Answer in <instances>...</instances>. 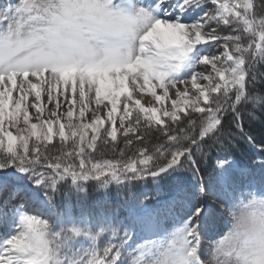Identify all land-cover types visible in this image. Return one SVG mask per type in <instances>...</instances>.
Returning <instances> with one entry per match:
<instances>
[{
  "label": "snow or ice",
  "instance_id": "obj_1",
  "mask_svg": "<svg viewBox=\"0 0 264 264\" xmlns=\"http://www.w3.org/2000/svg\"><path fill=\"white\" fill-rule=\"evenodd\" d=\"M257 9L0 0V264H264Z\"/></svg>",
  "mask_w": 264,
  "mask_h": 264
},
{
  "label": "trees",
  "instance_id": "obj_2",
  "mask_svg": "<svg viewBox=\"0 0 264 264\" xmlns=\"http://www.w3.org/2000/svg\"><path fill=\"white\" fill-rule=\"evenodd\" d=\"M257 15L258 16L259 15H264V9H257ZM150 140H151V143L152 144L156 143L155 135H152L150 137ZM119 147L120 148H123L124 147L122 138H121ZM57 148H58V143H57ZM113 155L118 156L119 155V150H117L115 153H113V151L111 150L110 146H105L102 143H100L98 145V152L96 153L97 158H111ZM238 159L240 161H242V162H247V158L243 154H238ZM89 191H90V200H89V203H91L92 200L97 199V196L95 194H91V188H89ZM112 199L113 200L115 199V196L114 195L112 196ZM71 204L73 206H78L77 205V201H76L74 195L72 197Z\"/></svg>",
  "mask_w": 264,
  "mask_h": 264
},
{
  "label": "rangeland",
  "instance_id": "obj_3",
  "mask_svg": "<svg viewBox=\"0 0 264 264\" xmlns=\"http://www.w3.org/2000/svg\"><path fill=\"white\" fill-rule=\"evenodd\" d=\"M212 50V49H210ZM139 98V97H137ZM148 99H151L150 97H148ZM144 101L142 100V103ZM45 103H46V98H45ZM153 104H155V101L153 100ZM147 106V105H146ZM170 106V103H169ZM58 143V142H57ZM231 227V217L230 216H225L223 217L215 226V228L213 229V231L209 234L208 237H206V243L209 242L210 240H215L219 238V235H222L223 233L227 232V230ZM6 229L4 228L3 225H0V234H3V232H5ZM153 239H157V237H152ZM204 254L207 257L208 256V249L207 247L204 250Z\"/></svg>",
  "mask_w": 264,
  "mask_h": 264
}]
</instances>
